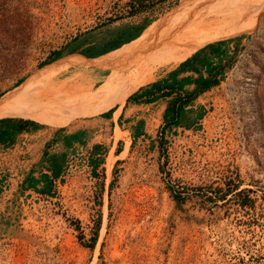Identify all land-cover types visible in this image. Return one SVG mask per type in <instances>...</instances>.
Returning <instances> with one entry per match:
<instances>
[{"label": "rangeland", "instance_id": "obj_1", "mask_svg": "<svg viewBox=\"0 0 264 264\" xmlns=\"http://www.w3.org/2000/svg\"><path fill=\"white\" fill-rule=\"evenodd\" d=\"M126 1L0 0V97L77 42L92 40L90 48H98L116 30L138 32L150 23L147 34L190 10L188 4L194 10L243 5L163 0L127 14ZM248 7L229 13L223 24ZM261 7L249 29L226 37L237 39L235 65L209 91L205 106L178 118L180 124L191 121L190 127L151 118V131L131 137L126 123L112 129L101 115L109 108L119 111L123 103H111L107 94V102L85 104L86 112L34 119L41 126L30 139L42 141L39 146L28 149L19 142L0 149V264H264V3ZM139 34L137 41L145 35ZM217 39L222 37H206L196 49ZM73 54L55 62L76 58ZM163 59L154 60L160 62L148 81L165 70ZM96 60L69 65L35 85L55 100L75 97L82 106L78 92L102 89L117 68H100ZM144 121L139 118L137 128ZM78 126L84 127L82 144L54 143L55 133ZM43 152L62 153L59 176L46 193L22 188L26 174L51 173Z\"/></svg>", "mask_w": 264, "mask_h": 264}, {"label": "bare ground", "instance_id": "obj_2", "mask_svg": "<svg viewBox=\"0 0 264 264\" xmlns=\"http://www.w3.org/2000/svg\"><path fill=\"white\" fill-rule=\"evenodd\" d=\"M242 1L243 5L241 3H233L230 6L223 5V7H220L218 10L210 9V6L201 9L196 8L198 10H194L191 9V5L188 4L190 6V10H187L184 14H180V16L177 15L172 17L165 25L162 32L154 40L136 48L130 54L121 59H113L110 57L97 58L95 63L100 68H106L114 65L125 66H120L118 70L114 71V74L111 79H109L108 84L102 89L96 90L93 93H88L87 89L84 88L86 93L85 91L78 92V94H82H79L81 96L79 100L80 104H83L82 106L76 104L77 102H73L75 97H72L73 99H68V97L67 99L63 98L62 100H55L57 97L55 98L54 95H48L49 93H46L45 91L43 92L40 90L41 92H39V88H37L35 85L36 82L45 80L46 78H49L55 74L57 75V73H59L61 70L65 69L69 65L77 63L79 60H63L45 65L33 75H30L23 82H21L16 89L0 97V117L5 115H14L47 122L50 120V115L52 113H56L64 117H70L71 115L74 116L75 114L86 112L87 109L83 107L85 104L87 106V104H89L93 99L94 101L101 99L107 102L105 99L107 94H110V98L108 99H110L111 103L113 104L124 102V99L130 92L135 90L140 85L148 82V79L153 76V69L154 67H157L156 65H158L160 62L159 60L155 63L154 60L156 58H164L163 60L166 62V64L163 66H166L165 69H169L183 60L192 51H194L197 47L195 45H197V43L202 39L206 37H222L223 39V37L226 38L227 36L240 31L242 32L243 30L247 29L250 25V21H252V14L254 11L256 12V9H260L261 5L264 3V0ZM194 2L192 1V3ZM245 7H248V9L245 10V12L240 17H238L234 23L232 22L230 24H223L225 21H227L226 16H230L229 13L231 14V12L234 13V11H242V8ZM220 23L223 25L220 26ZM217 26H220V28L216 29ZM212 29L214 30L211 31ZM128 62L130 63L127 65ZM115 74L116 76L114 77ZM71 82L75 83L72 80ZM107 106L108 105H106V107ZM102 108L104 109V107ZM79 116H81V114ZM58 122L60 123V121Z\"/></svg>", "mask_w": 264, "mask_h": 264}, {"label": "crops", "instance_id": "obj_3", "mask_svg": "<svg viewBox=\"0 0 264 264\" xmlns=\"http://www.w3.org/2000/svg\"><path fill=\"white\" fill-rule=\"evenodd\" d=\"M237 19L238 17L232 19L230 23H234ZM236 44L237 41L235 39L227 38L207 42L192 51L173 67L165 69L161 74L156 75L150 81L137 87L125 98L123 103L120 102L122 105L119 111L117 109L114 113L111 111L109 116L106 117V119L110 121L112 129L116 128V130H118L120 124L126 123L128 127L126 129H128L129 134L137 130L136 136H140L144 132L152 130L149 128L152 124L150 121L151 118L161 119L164 123L171 125V119L191 116V113L194 112L196 107L205 106L209 91L222 81L230 65H235L234 50ZM88 47L87 44L81 46V48L87 50ZM56 52L57 56L50 61L55 62V60L65 58L69 54L67 53L66 55L61 51ZM88 52L91 54L90 56H85L80 53L77 54L79 61H81L83 65L84 62L93 58V56L96 58L98 57L96 55L101 54L99 53L100 49H97V51H95V49H89ZM130 62H128L127 65ZM120 66L125 65H118L117 68L113 70H118ZM163 67L166 68V66ZM173 79L179 80L180 84H173V86H171L170 83ZM178 103L182 104V108L177 107ZM139 118H145V121L142 127L136 129L137 125H135V122ZM178 123L181 127L185 125L190 127L192 125L191 121L188 123ZM83 128L84 127L78 126L63 129L62 133L59 134L55 133L54 143H60L63 147L67 148L76 144H82L84 140ZM34 133L35 130L31 128L15 132L10 141H7L5 144L0 143V149L15 146L19 144V142L24 143L28 149L33 148L32 146H39L42 141L39 142L37 140L33 142V140L30 139ZM37 156L38 153L29 157V161L32 162ZM42 157L43 156H41V160H44ZM45 167H47V165ZM45 169L48 170L47 168ZM41 172L46 171L41 170L38 175L32 174L34 176H39ZM59 172L57 176H59ZM41 183V181H38L39 185Z\"/></svg>", "mask_w": 264, "mask_h": 264}, {"label": "trees", "instance_id": "obj_4", "mask_svg": "<svg viewBox=\"0 0 264 264\" xmlns=\"http://www.w3.org/2000/svg\"><path fill=\"white\" fill-rule=\"evenodd\" d=\"M162 1L163 0H128V1H126L128 7H127V9H125V12H127V14H134V13H136L138 11L143 10L148 5H152L153 6V5H155L154 4L155 2L159 3V2H162ZM168 20H169V18L165 19L162 22H159L147 34H145V33L149 29L152 28V24H150V23L147 26H145L144 28H141L142 31L139 29L138 32H133V31H131L129 29H127V30H116L115 32H112V33L108 34V36L105 39V41L101 42V46L98 47V48H90V45H92V43H93L92 40H88V41H84V42H77L74 46H71L68 49V52L69 53L76 52V54L80 53V54L85 55V56H90L91 54H89V52H88L89 49H95V51H97V49H100L99 53H101L102 55L100 54V56H98L97 58L110 57V58H113V59H121V58L127 56L128 54H130L136 48H138V47L146 44L147 42L152 41L155 38H157L158 35L164 29V27L167 24ZM138 34L139 35L145 34V35L142 36L137 41V40H135V36L138 35ZM235 40H237V39H235ZM83 44H87L89 46L88 50L81 48V46ZM76 54H73V57H76V58H73V59L79 60V58H78V56ZM55 56H57V54H55ZM93 57H95V56H93ZM50 60L51 59L45 60L43 63L45 65H48L51 62L50 63H46V62H49ZM19 84H17V85H19ZM170 84H171V86H173V84L179 85L180 82L177 79H173ZM177 107L178 108H182V104L178 103ZM111 111H112V108H109L106 111L102 112L101 115L107 117V116H109ZM178 120H179L178 118H175L173 120L171 119L170 122L172 124L176 125L178 123ZM138 122L140 124L141 121L139 120ZM40 126H41L40 123H38V122H36L34 120H31V119H27V118H21V117H0V143L5 144L7 141H10L12 135L15 132H18L20 130H27V129H30V128L33 129V128H37V127H40ZM184 127L187 128L189 126L185 125ZM136 129H138V128H136ZM136 131H134L131 134V136L135 137L136 134H137ZM42 156H43L42 158L45 161H48V164H47L46 168L51 172V174L49 175L47 172H41L39 176H34L32 173H28V174H26L24 176V178H23V180L21 182V187L22 188L32 189L34 191L41 192V193L48 192L49 187L51 185L50 184L51 181H53V179L57 176V174H58V172L60 170L61 160H62V153L58 154V153H46V152H43ZM89 161L91 162V166L94 167L96 162L92 158H90ZM38 181H41L42 183L39 185ZM175 198H176V196H175Z\"/></svg>", "mask_w": 264, "mask_h": 264}, {"label": "flooded vegetation", "instance_id": "obj_5", "mask_svg": "<svg viewBox=\"0 0 264 264\" xmlns=\"http://www.w3.org/2000/svg\"><path fill=\"white\" fill-rule=\"evenodd\" d=\"M103 46V45H102Z\"/></svg>", "mask_w": 264, "mask_h": 264}]
</instances>
